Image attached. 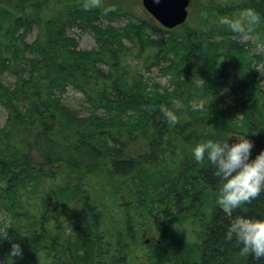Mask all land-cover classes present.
Returning <instances> with one entry per match:
<instances>
[{"label":"trees","instance_id":"1","mask_svg":"<svg viewBox=\"0 0 264 264\" xmlns=\"http://www.w3.org/2000/svg\"><path fill=\"white\" fill-rule=\"evenodd\" d=\"M244 8L261 16L246 36L220 22ZM205 11L174 34L125 0H0V264H135L138 251L149 264H264L225 239L233 217H264V191L229 216L215 165L192 154L235 135L254 141L253 157L264 149V0ZM117 17L125 23H98ZM73 27L92 34V49H77ZM153 68L167 86L145 77ZM67 87L88 115L63 102ZM13 241L22 257L8 255Z\"/></svg>","mask_w":264,"mask_h":264},{"label":"clouds","instance_id":"2","mask_svg":"<svg viewBox=\"0 0 264 264\" xmlns=\"http://www.w3.org/2000/svg\"><path fill=\"white\" fill-rule=\"evenodd\" d=\"M98 3V0H94ZM261 19L253 8H244L235 17H223L220 22L228 25L234 32L248 35L253 26ZM198 83L204 86L206 81L200 77ZM177 102V107H179ZM161 112L171 123L178 120L177 113L166 105H161ZM236 139L220 142L205 140L193 146L192 154L197 162L205 160L215 165V175L219 177V206L231 216L234 209L251 202L264 191V149L252 156L254 141L247 135H235ZM6 230L0 232V239L6 238ZM226 240L237 241L241 256L254 259L264 257V217L237 215L231 219L225 232ZM23 246L13 241L8 255L22 257Z\"/></svg>","mask_w":264,"mask_h":264},{"label":"rangeland","instance_id":"3","mask_svg":"<svg viewBox=\"0 0 264 264\" xmlns=\"http://www.w3.org/2000/svg\"><path fill=\"white\" fill-rule=\"evenodd\" d=\"M127 7L134 13V15L141 19L149 20V22L155 23V25L158 28H162L159 24L154 22L149 14L145 12L141 5V0H125ZM221 1V0H220ZM216 0H189V5L187 8V19L186 21L181 25L174 29H171L170 32L176 34L184 29H193L198 27L203 20V15L206 13L207 5H214ZM208 17V16H207ZM125 19L120 18H114L112 20H100L98 23L101 26H120V24L125 23ZM37 33V28L32 27V29L26 34L25 41L30 43L34 40ZM146 33L149 37L152 39H158L165 37V34L159 31H151L147 30ZM67 36L73 38L76 41L77 49L79 50H90L94 47L95 42L93 39L92 34L84 28L80 27H73L66 31ZM259 49V48H258ZM258 77L260 80V84L262 86V89H264V64H261L257 67ZM145 77L148 78L150 81L160 84L161 86H167V79L159 74L158 70L156 68L151 69L148 73H145ZM9 81L12 82V80L9 78ZM232 97L226 96L225 100L228 104H232ZM63 102L67 104L72 110L78 113V115H88L90 113V108L88 104L84 101L83 97L74 91L71 87H67L65 94L63 95ZM6 118V112L0 107V128L3 126L4 121ZM153 233V234H152ZM141 237L143 238L144 244L151 243L152 241L158 240V233L154 230L146 231L144 234H141ZM140 256L135 264H149L148 256L146 253L143 255L142 252L138 251L137 256Z\"/></svg>","mask_w":264,"mask_h":264},{"label":"water","instance_id":"4","mask_svg":"<svg viewBox=\"0 0 264 264\" xmlns=\"http://www.w3.org/2000/svg\"><path fill=\"white\" fill-rule=\"evenodd\" d=\"M141 5L154 22L171 30L186 21L189 0H141Z\"/></svg>","mask_w":264,"mask_h":264},{"label":"bare ground","instance_id":"5","mask_svg":"<svg viewBox=\"0 0 264 264\" xmlns=\"http://www.w3.org/2000/svg\"><path fill=\"white\" fill-rule=\"evenodd\" d=\"M63 264V263H62Z\"/></svg>","mask_w":264,"mask_h":264}]
</instances>
